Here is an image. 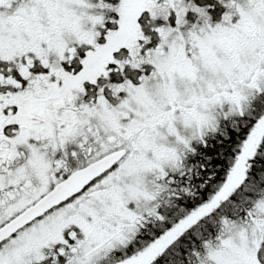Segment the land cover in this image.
I'll list each match as a JSON object with an SVG mask.
<instances>
[{
    "label": "snow or ice",
    "instance_id": "snow-or-ice-1",
    "mask_svg": "<svg viewBox=\"0 0 264 264\" xmlns=\"http://www.w3.org/2000/svg\"><path fill=\"white\" fill-rule=\"evenodd\" d=\"M0 264H264V0H0Z\"/></svg>",
    "mask_w": 264,
    "mask_h": 264
}]
</instances>
